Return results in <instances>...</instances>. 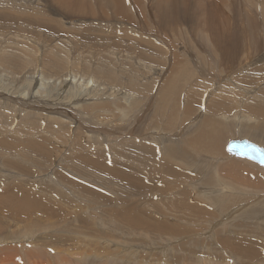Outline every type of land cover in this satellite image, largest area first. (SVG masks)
I'll list each match as a JSON object with an SVG mask.
<instances>
[{"label":"bare ground","instance_id":"1","mask_svg":"<svg viewBox=\"0 0 264 264\" xmlns=\"http://www.w3.org/2000/svg\"><path fill=\"white\" fill-rule=\"evenodd\" d=\"M216 1L219 4H216ZM216 1L205 0L203 1L204 5L201 7L199 6L201 4V0H0V68H4L5 66L13 62L12 67L16 71V74H19L25 69L24 64L26 66L33 67V70L28 76L15 75V77L10 78L8 80L10 84L4 83V85H8L7 87H5V89H1L3 88V86L1 83L2 80L0 81V100L2 101V103L8 106L4 107L3 112H0V149L8 151L4 152L3 154L9 155L12 154L13 150L22 148V154L18 157L19 160L24 161L25 157H27L30 160L31 164H33L34 159L38 160L39 158H51L55 160L56 157L55 155H53L55 143L50 138H45V128L55 130V132L59 133H63L64 129L60 128V131L59 127V130L55 128V126L53 127V125L50 124L52 121L55 122V125L60 124L64 125V127L66 124L70 123L69 126H72V130L69 131H72L74 134L73 136L71 134V138H73L72 144L79 145L73 151L70 149L71 152H73L70 157L68 156L63 159L64 162L71 160L73 165H75L76 167L65 169L64 175L62 177H59L57 174H55V176L58 177V180H52V183L55 182V184H52L55 188L52 189L51 184H49L50 188L49 186H46V189L43 187V189L45 190H39V192H41L43 195L36 194L38 190H36V192L35 190L31 191L33 187L30 188L28 186L21 185V183L30 184V182L27 181V178L33 179V170L31 172L29 169H20L18 167H15L14 164L10 162H0V166L1 164H3L10 171L3 174H1L0 172V184L1 181L3 179H6V177L8 176H12V178H14V181L16 180V182H14L16 184L10 185V187L9 185H4L7 187H5V190H7L5 191V193H2L0 191V234H9L11 232V226H15L16 230L14 232H24L33 235L31 242L33 243V247H37V245H34L35 243H38V245L41 246L37 247L40 250L36 253H39L40 255H46L50 252L56 251L58 254H60L62 260H64V262L67 264L71 263L70 254L72 255V253L83 255V259H80V264H88L87 261L89 259H91L89 261L97 260L96 256L98 254H102L101 257H112L109 261L108 259H105L107 262L106 264H120L119 261H122L121 263L130 262L132 264H183L182 261L184 260H181L177 256L174 258L171 257L172 259L170 260V263L166 260L161 259L159 256H154L153 253H149V249H147L149 248V246L140 245L142 243H134L131 244L133 245L131 246L129 243H127L128 241H122L124 238L122 236L128 237V233L130 235H135V237L133 238L136 239L137 234L146 237L148 233L155 232L162 235L170 234V236L174 234H183V236H187L185 239L195 243L198 237L192 235V233L196 230L195 227L203 226V224H199V221L196 220V218H198L199 215L211 216L212 214L210 210L215 209L213 208V204L221 200L223 196L226 198H224L225 204L233 197H238L233 194L235 191H232V189H230L229 193H224L222 191H226V188L225 190L221 189V192L219 188H215L214 185H212V181L216 182L215 179H218V176L220 175L216 174L211 169L209 171V177L206 178L203 182L201 176L202 173L199 168L201 167L205 172H207L209 168L205 167L207 166V164H205L206 162L201 161L199 158H195V154L192 158L189 157V153L187 152L186 148L183 147L184 144L187 143L186 140L182 142L170 140L169 144L166 143L167 145H161L162 147L160 148H162L163 152V161L161 163H152L147 155H141L140 158L143 159L146 165L152 164L151 166L149 165L148 170L144 168L146 165H143V167L141 165L139 167H136L137 164L133 160L131 162L132 165L129 166L131 159H129V157L126 156L123 152H120L122 150L121 148H119L123 146V149L126 148L136 154H140V151L149 152L152 149V146L151 148L148 147L150 145L145 144L146 140L142 143L139 140L137 141L133 138L120 140L118 142V145H121H119L118 147L120 151H118L116 148L117 144L115 145L113 143L116 148V153L113 154V157L125 163L122 164V169L125 176H127V174L129 175V177L124 180L126 182L125 184H122V182H116V180H109L90 172L93 171L92 166L96 165L101 168H106L104 174L109 172L120 173V170H112V166L107 163V161L102 157L105 152L103 150H100L99 144L87 142V140L80 134V132L87 129L89 130L90 137L101 136L110 142V138L108 139L107 136H109V133H112L114 131V128L112 123L100 120V113H102V110H100V108L104 106L105 108L111 107L106 103H109L110 105L114 104L115 98L116 101L117 99H121L122 101L120 103H124L125 105H128L130 107V104L135 103L140 96L142 98V95H140L138 92L142 93L145 91V89L143 86H140L137 81L136 82L138 87L136 86L134 81L133 84V82L131 81L132 79L130 78L132 71H125L126 68L123 71H125L127 75V72H129L130 75L121 76L123 80H125V77H127L126 80L129 81V84L127 83L128 86L126 87L135 88L137 91H140H133L135 89H132V91L126 89L121 90V88L119 89L118 86L116 89H113V86H110L109 82V84L106 83L105 79H108L109 81V78H114V75L116 76V74L113 75L108 68L109 66L113 67L114 65H111L112 62L110 61V59V65H107L108 67L96 65L97 58H94L95 63H93L92 61L94 59H92V53L90 54V52H92L93 50H88V54L92 59L91 63L88 62L90 60H86L88 63L81 64L82 60H77L78 62H80L81 68L83 67V69L79 67L83 72H85L84 69H86L87 71L91 70V77H86V75H84L83 73H79L80 71L72 72L69 70L68 73L62 71L64 67H66L65 59L68 58V56L64 57L65 54H71L74 49H76L77 46L81 44L83 46L89 44V48L92 49L93 47L95 48L94 50L99 48V51L100 48H104L107 52H103L102 54L107 53L104 54L106 55V59L112 58L110 57L112 56V54L120 55L122 52H127L131 54H127L123 57L130 56L133 61L137 63V65H139V63L142 62H140L139 58L143 56V58L147 57L145 59L146 62L144 60L143 61L148 65L144 66L142 65L143 63L141 64L142 66H144L143 69L141 67L142 72L148 71V73H154L158 74V76H161V73L163 71L162 69H164L165 66L163 68H161L160 66L167 62L165 59V62L163 60V63L160 59L162 56H164L163 53L166 51H164L165 46H172V44L174 43V41H172L173 37L176 36L180 30V33H182V31L184 30V26L190 25V27L194 29L198 27V29H200L201 27V31H203V33L207 35L206 42L203 41L206 44L205 48L209 50L211 52V56L216 59L215 61V59H213L212 57L211 60L218 62L220 65L222 64L225 70H228L227 72L229 73H231V70H234L237 66L239 67H237L236 69H239L242 67V65H244V67L240 69L241 76H237V79L240 80L239 83L242 86V90L244 89L242 94L246 96V99L242 101L239 97V99H234L225 94L227 97H225V95H218L215 97L213 96L214 98H210V100L206 102L204 109L206 111V114L197 118L198 120L201 119L202 122L198 124L196 131H193L195 133V137L192 138L193 143L195 144H198L200 141L199 146L204 147V149H196L194 150V152L198 153L200 150H203L210 152L211 154L221 153L219 150V147L221 146L220 141L224 137H226L229 132H232L231 127L235 126L234 124L236 123L241 124H239L238 128H235L237 129V132L242 131L249 135H246L248 136V138L255 136L253 138L261 140L264 135V132L261 129L262 125L260 124L259 128H256L257 131L253 130V128L258 126L259 118L264 117V82H260L261 80H264V23L261 19L262 15L261 12H255L256 10H252L251 7L249 5H246L245 3L240 5L239 0H233L231 2L229 0ZM253 1L259 2V0ZM192 3L197 7L199 6V13L195 14L196 11L193 12L194 10L189 8L191 7L189 6V4ZM149 24H153L152 27L154 28L153 35L151 36L149 32L151 26ZM193 32H196V30ZM197 34H200L199 31H197ZM204 34L201 33L200 35ZM180 35L183 36V33ZM162 36H169L171 40L170 38L166 37L168 40L166 39L167 41H165L163 40ZM107 42H110V45L113 44V46L107 48L109 46ZM174 45H176V43ZM27 51L33 52V56H23V54ZM172 53L174 57V53L176 52ZM119 55L117 56L119 57ZM165 55L166 56L164 57L166 58L167 53ZM177 55L178 53L175 54L176 58L178 57ZM20 57L24 64H22L18 60V58ZM120 57L121 59L123 58L122 55H120ZM136 58H138L139 61L136 60ZM176 58H171L170 56V59L173 60L171 66H173V64L178 65L179 62L178 60H175ZM100 59L102 58L100 57ZM125 60L127 61V59ZM159 60H161L163 64H161ZM102 62L104 61L102 60ZM124 63L126 62L124 61ZM159 63L161 65H159ZM207 63L211 65V62ZM127 64L130 65L129 63ZM154 64L158 65L152 66ZM103 65L106 64L103 63ZM174 67L175 66H173V68H169H171L170 70L173 71ZM185 68L189 69L190 66H186ZM185 68H183L184 70L182 69L184 72L182 71L180 73L181 67L178 68L177 66L174 69L173 73L176 71V73H180L179 76L181 77H178L177 79L175 78L174 80L169 79V81H165L163 83V90L161 89L162 91L160 95L163 101H166L168 99L170 102V98H172V96H176L175 93L178 87H180L183 82L186 81L188 76H191L188 75L190 72ZM170 70L169 73H171ZM192 70L193 72L195 71L193 68ZM114 72L115 71H113V73ZM125 72L123 73L125 74ZM118 73L119 75L123 74L122 72ZM138 73L139 72H137V74ZM216 73H218L217 70ZM247 73H252L253 76L258 75L260 77L256 76L258 77V80L256 79V81H251L248 77L250 74L247 76ZM145 75H147V73ZM132 78L135 77L132 76ZM115 79L117 80V78ZM161 79L162 80L160 81L162 83L164 78ZM254 81L256 82L255 84L257 86L259 85L258 87L255 86L256 88L252 86L254 84L251 85V83ZM200 82L202 83V81ZM72 84L83 85V88L80 87L78 91L80 92L85 89V93H73L72 100L68 96L61 100V98H59V94H61V92H64V96L68 95V86ZM198 84L199 86L195 85L197 87H195L196 89H199L200 87V83ZM205 84L208 83L205 82ZM189 86L190 88H193L191 87V85ZM232 86L230 84V87L234 90ZM222 87H220L221 92L224 90V88L226 91L225 85L223 87V90ZM236 87H238L239 89L241 88L238 85H236ZM59 90H61L60 93ZM155 92L154 94L157 95V93ZM261 92H263V94ZM192 93L193 91L190 93L187 90V97L185 98H187L188 101L190 100V98H193V106L196 102L195 100L197 96L194 94L191 95ZM196 93H198V91ZM217 93L220 94L219 91ZM233 94L235 95V93ZM84 95H87L88 97H85ZM156 95L155 97L158 96ZM103 96L105 97V99ZM256 97L259 100H257ZM86 98H88L90 102H86ZM248 99L253 100L255 105L254 103L251 104ZM235 101L242 102V109L246 110V112L248 113H246V115L242 113L239 118H235L239 114V112L236 113L234 111V113L236 114L231 115L232 121H228L226 123L223 120L221 121V118L229 117V115H226V113L231 111L233 108H237L235 105L236 103H234ZM247 101L249 103H247ZM261 102L262 104H260ZM156 104L158 103L156 102ZM99 105L103 106L99 107ZM186 109H189L190 111V103H187ZM239 109L241 110V108ZM1 110L2 109L0 106V111ZM110 111H112V109ZM186 112L188 113V111ZM204 113L202 112V114ZM247 114H250L251 117H249ZM254 115L257 117H254ZM49 119H52V121L47 122ZM243 119L249 120L250 123L242 124V122L244 121ZM195 122L196 121H194L192 125H196L197 123ZM140 123L141 121H139L137 125L138 129ZM167 123L169 124V122ZM227 123H230V126L226 125ZM28 127H31V129H28ZM41 127L44 128L42 129L40 134H36V131ZM188 127L189 125H187V128ZM137 128L132 127L131 129H127L125 131L123 130L122 133L129 134L130 136L135 137L139 132ZM249 129H252L250 133ZM65 131L67 130L65 129ZM207 133L209 135L215 133L218 136L214 141L211 142L208 140L209 136ZM254 133L259 135V137H257V135H255ZM16 134L23 136H26L28 134L37 135V140L29 143L25 141V143L27 144H23L22 141L18 138H12L9 140L5 138L7 135ZM78 135H80V137L84 140H82L81 138L77 139ZM190 135H192V133H190ZM146 136L150 138L151 141L149 143H151L152 145H155L154 141L161 140L159 138H156L153 134H147ZM253 138L251 139L253 140ZM136 139L140 138L136 137ZM152 139L155 140L152 142ZM61 144L63 147H66L65 140L61 141ZM87 146L88 148L85 149ZM177 156H183L184 159L182 157L175 158ZM184 161H187L185 162V166L188 169L197 167L196 169L199 170L198 174L201 178H198V180L196 179L195 183H193V180L191 181L189 173L181 168L180 163H184ZM192 162L198 164L200 167L191 164ZM117 164L118 163H116V165ZM190 165H193L194 167H191ZM77 166L81 169L79 170ZM224 166L228 168L227 163ZM57 167L59 168V166ZM56 169L57 168H55V170ZM84 169L86 171H84ZM56 171H58V169ZM162 173H165L169 177L170 175L173 177H180L178 186L174 185L172 188H169V192L174 193L176 191H182L180 193L181 201L183 202V205H185V207L189 209L188 211H184L186 209H174L173 205L168 206V204L164 202L166 200L158 201L157 199H155L147 202H138L137 199L140 198L138 197L137 193L138 188H142L141 190H154L153 193L164 195L166 194V190H168V186H170L171 182H177V179L175 178L176 180L166 182L164 181L163 183L160 181L161 184H157L159 183V180L154 178V176L156 177L157 174H159L160 176ZM234 173L237 172L234 171ZM12 174L15 176H13ZM195 174L198 175L197 173ZM204 175H206V173ZM16 176L20 178L15 179ZM90 176L95 178V180L89 179ZM113 176L117 177L115 174ZM77 177L81 179L85 177L91 182L88 183L84 180L79 181ZM150 177H152L153 179ZM100 178L103 180H101L99 183L96 180H100ZM115 183L118 186L114 185ZM171 185H173V183ZM183 188L185 189L184 191ZM46 191L50 192V196L54 194L55 196L53 197L57 199L61 198L63 200L61 202L62 206L63 204H65V201L67 204H65L64 206L68 209H78L73 212V214L76 213V215L68 213L69 215H72V218H69L67 213L65 216L62 214H57L58 216L47 214L49 212L55 213L57 210H59V204L61 205V203L58 204L55 203V201L48 199L45 194ZM94 191H96V194L92 195ZM209 193L213 194V196H211ZM201 195H203L204 200L208 201L209 204L205 205L203 203ZM258 195V200L256 202H252V204L248 207L247 205L245 207H243V205L233 206L232 208H230L229 213H226V215L224 214V216L221 217L222 219L220 221L218 220L219 222H214L210 225L211 227L209 228L208 233L217 224H220L221 226L220 228L215 227L216 229L213 230L212 234L210 233L211 235L208 236V239L212 241V243L210 242L208 246L200 247L210 250L208 251L210 253H212L211 251L215 250L214 252H216L217 254H208L206 256L211 257L206 258L204 261L200 260L201 262H206V264H227L220 259H227L226 256L228 257V255L226 252L229 251L235 257V259L232 263L230 262L228 264H247L240 262V260L247 259L241 257H245V252L243 251L249 250L250 252L254 251V253L252 254H258V257L256 259L254 257H251V262L248 264H258V261L264 260V228L262 232L252 231L247 235L246 233L239 234V232H241L242 230H232L233 232L230 231V233L233 235L232 237L222 236V228L224 227V225L232 222V216H234L233 218H235L241 215L243 221L245 219L257 220L259 218L260 220L264 221V195L260 193ZM64 196H66L68 199H65ZM74 197L77 198V201L72 200L74 199ZM170 197L173 196L170 195ZM1 204L9 205V207L13 211L11 210V213H9L10 211H7V214L5 210L6 207H4L3 205L1 206ZM209 205H211V208ZM92 209L96 211L97 215L96 213L93 214ZM32 210L35 215L44 219L43 224H41L40 222L38 223L39 219L37 221H28L29 219H25V222L22 221L24 223L19 224L17 220L13 221L11 218H8V216H11L12 218H17V216L26 218L33 215V213L30 214ZM226 211H228L227 208ZM251 211L258 212H252L251 214H249L250 218H246L245 216L248 215V212ZM245 212H247V214H245ZM77 215H79V220H76ZM107 215L109 217L111 216L113 218H116L123 229H127V232L125 233L126 235L124 233L122 235H113L114 231L112 232L111 229L106 227L108 223H106V221H102L103 216ZM60 217L61 219L64 218L68 220L62 221L61 219H58ZM30 219L33 220L32 218ZM30 222H33V225L37 227L28 225ZM35 224L40 225V227ZM247 225L243 224L242 227L246 228ZM108 226L110 225L108 224ZM76 228L77 230H74ZM239 228L240 227H236V229ZM39 231H43L40 232L42 233L41 235H39ZM101 233H103V237L101 236ZM223 233H225V231ZM131 239L127 238V240ZM5 240L6 239H0V242ZM134 241L132 240V242ZM183 241H178L177 246H180ZM97 243L102 244L101 246L106 249L103 250V248H101L104 251L103 253H101V251L97 247ZM255 244H257V246H254ZM18 245L19 248H22L21 243ZM42 247H48L49 251L43 250ZM130 247L132 250L128 249ZM141 247L144 248V250L147 249V251L139 250V248ZM174 249H176V247ZM109 250L117 251V253L115 254L124 258V261L121 258L118 259V256H114L115 254L113 252H110ZM178 251L179 250H177V252ZM9 254L10 253L7 252L4 255H0V264H12V262H17L12 258L13 254ZM205 254L206 253L204 252H202V254L199 253L197 259H204ZM126 258H128L129 260H125ZM229 259L231 260V258Z\"/></svg>","mask_w":264,"mask_h":264},{"label":"rangeland","instance_id":"2","mask_svg":"<svg viewBox=\"0 0 264 264\" xmlns=\"http://www.w3.org/2000/svg\"><path fill=\"white\" fill-rule=\"evenodd\" d=\"M203 1H205V0H201L200 3L201 4L203 3V4L202 5L200 4L199 6L202 7L204 5V2ZM229 1L231 2L233 0H229ZM262 1L259 0L260 3L262 2L260 4L259 2H254L253 0H239V3H240V5H242L243 3H245L246 5H249L252 10H256L255 12H257V11L258 12H261V15H262L261 19L263 20V23H264V0H262ZM215 3L216 4H219V3H217V1ZM189 6H191V7H189L190 9L194 10L193 12L196 11L195 14L196 13H199V11H198V7L199 6L197 7L196 5H193V3L192 4H189ZM152 25L153 24L150 25L151 28L149 26V28H150V30H149L150 36L153 35V32H154V28L152 27ZM188 28H190V29H188ZM198 28H196V29L191 28L190 25L184 26V30L182 31L183 36L180 35V34H182V33H180V31H181L180 30L179 31L180 34L178 33L177 34L178 36L176 35V36L173 37V39H172V41H174V43L172 42L173 43L172 44L173 47L166 45L168 47V49H167V47L165 46L164 51L165 50L166 51L164 53L165 54L167 53V57L165 58L164 56H166V55L163 53L164 56H162L160 59L162 60V62H163V60L165 62V59H166V61L169 64L167 62H165V64H163L164 62L162 63L161 60H159L161 62V64H163L160 67L163 68L165 66L164 69H162L163 71L161 73L162 74L161 76H158V74H154V73H148V71H143L142 72L143 67L145 65H148V64H145L144 63V61L146 62L145 59L147 57L143 58L144 57L143 56V57L139 58L140 59V62L142 61L141 63H139V65H137V63H135L130 56L123 57V56H126L127 54L128 55L131 54V53L129 54L127 52L126 53L125 52H122L120 54L123 57L122 59H121V57H120L119 54H116V55L115 54H112V56L109 55L112 58H107L106 59V55H104V54H107V53L102 54L103 52H107L104 48H100V50L98 51L99 48L96 46L98 48V49H96L98 51L97 52L96 50H94L95 48H93V47H92V49L89 48V44H87L86 46H83L81 44V45L77 46V48L74 49V51L71 54H69V55L65 54L64 57H67L68 56V58L65 59L66 60V64H65L66 67H64V69L62 71V72H65V73H68L69 70L72 71V72L80 71L79 73H83L84 75H86V77H91V73H92L91 70H88L87 71L86 69H84L85 72H83L81 70V69H83V67L81 68V66H80L82 63L83 64L84 63H88V62L91 63V60L92 59L97 58L96 59V61H97L96 65L108 67L110 65V63H109V59H110V61L112 62L111 65L112 66L114 65L113 66L114 68L113 67H110V66L108 68L110 69L111 73L113 75L116 74L117 77L114 75V78H109V81H108V79H105V81H106V83L109 82L110 83V86H113V89H116L117 86H118L119 89L121 88V90L122 89L123 90L126 89V90L132 91V89H135V88H128V87H126V86H128L129 81L126 80L127 77H125V80H123V78L121 77V76H124V75L126 76L127 74H126L125 71H128V70L130 72L132 71L131 72V75H130L129 72H127L128 73L127 76H129V75L131 76L130 77L132 79L131 81L132 82L134 81L137 87H138V85H137V82H138L139 85L140 86H143L144 89H145V91L142 92V93L138 92L140 90H138V91L136 89L133 90V91L138 92L140 95H142V98L140 96L135 103H133V104L131 103L130 104V107L128 105H125L124 103H120L122 101L121 99H119V100L117 99V101H116V98L114 99V104H111L110 105L109 103H106L109 106H111L109 108H105V106L104 107H101L103 105H99V107L102 108V109L100 108V110H102V113H100V120H104V122H110V123H112L113 128H114V131L112 133H109V136H107L108 139L110 138V142L107 139H105V138H103L101 136H99V137H96V136L95 137H90L89 136V130H87V129L80 132V134L87 140V142H89V143L92 142V143H98L99 144L100 150H103L105 152L102 155V157L107 161V163H109L112 166V170H117V169L120 170V173H118V172H109V173H105L104 174V171H105L106 168H101V167H99V166L96 165V166H92L93 171H90V172H92L95 175H99L101 177L107 178L109 180H116V182H122V184H125L126 182L124 180L129 177L128 174H127V176L124 175V172H123V169H122V164H125V163L124 162H121L120 160H117L115 157H113V154L116 153V148H117L118 151H120L118 149V147L120 145V144L118 145V142L120 140H124V139H128V138H133V139H135L137 141L139 140L141 143L146 140L145 141L146 142L145 144L146 145L147 144L150 145V146H148L150 148L152 146V149L149 152L140 151L141 153L140 154L137 153L138 154L137 155L136 153H133V152H131L130 150H128L126 148L123 149V146L120 145L121 147H119V148H121V150H122L120 152H123L126 156L129 157V159H131L129 166L132 165L131 162L133 160L137 164L136 167H139L140 165L143 167V165L144 166L146 165L144 163L143 159L140 158L141 155H147L150 158V160H151L152 163H154V162L161 163L163 161V158H162L163 157V152H162V148H160V147H162L164 144L167 145L166 143L169 144L170 140H172V141H178V142H182V141H185L186 140L187 143H185L183 147L186 148L187 152L189 153V157L192 158L194 156V154H195V158H199L201 161L206 162L205 164H207V166H205V167H208L209 168V170H207V172H205L204 169H202L198 164H195L194 162L191 163V164H193L195 166L200 167L199 169H200V171L202 173L201 176H202L203 182L205 181L206 178L209 177V175H210L209 174V171L211 169L216 174H219L220 175V176H218V179H215L216 182H213L212 181V185H214L215 188H219L220 192H221V189L222 190H225V188H226V191H222L224 193H229L230 189H232V191H235L233 194H235L236 196H238V197H233L230 201H227L226 204L224 202V200L226 198L223 196V198L221 200H219L215 204H213V208H215V209L214 210L213 209L210 210V212L212 214L211 216L199 215V217H198L199 219L196 218V220L199 221V224H203V226H201V227L200 226L199 227H195L196 230L192 233V235L198 237L197 238V241H195V243L190 242L187 239H185L187 236H183V234H174V235H171L170 236V234H166V235L163 234L162 235V234H159V233L155 232V233H148L146 237L143 236V235L137 234L136 235V237H137L136 239L133 238V237H135V235H130L128 233H127V235H129L128 237L127 236H122V237H124L122 241L123 242L124 241L125 242L128 241L127 243H129L130 245L131 244H134V243H137V244L142 243L140 245H142V246H149V248H147V249H149V253H153L154 256H157V257L159 256L161 259L166 260L169 263L171 262L170 260L172 258H174V257L177 256L181 260H184V261H182L183 264H206V262H201L200 260L204 261L206 258L211 257V256H206V255H208V254H215L216 252H214L215 250H213V251H211L212 253H210V252H208L210 250H208L206 248H202L200 246L205 247V246H208L210 244V242L212 243V241H210L208 239V236L211 235L212 232H213V230L216 229L215 227L220 228V226H221L220 224H217L208 233L209 228L211 227L210 225L212 223H214V222H219L222 219L221 217L224 216V214L226 215V213H229L230 208H232L233 206H241V205H243V207H245L247 205V207H248L249 205L252 204V202L254 203V202H256L258 200L257 197L259 196L258 195L259 193L262 194V195H264V169L260 165H258L257 163H254L251 160H248V159H245V158H239V157L232 156V155H230L225 150V144L231 138H242V137L247 138V139L250 138V137L248 138L249 135L247 133H244L242 131L237 132V129H235V128H238L240 123L234 124L235 126H232L231 127V129H232L231 131L232 132L231 133L229 132L228 135L226 134L227 135L226 137H224V138L222 137L223 139L220 141V145L221 146L219 147V150H220L221 153L211 154L210 152L203 151V150H200L198 153H195L194 152V150H196V149H204V147L199 146L200 141H199L198 144H195V143H193L192 138L195 137V133L194 132L196 131V128L198 127V124H200L202 122L201 119L198 120L197 118H199L202 115L204 116L206 114V111L204 110L205 109L206 102L208 100H210V98H214L215 96H218V95L224 96L225 94L227 96H229V97L234 98V99H236V98L239 99L240 98V100H242V101H244L246 99V96L242 94L244 89L242 90V86L239 83L240 80L237 79V76H239V75L241 76L240 69H242L244 67V65H242V67L239 68V69H236L239 66H237L235 68L236 70L235 69L234 70L232 69L231 70L232 71L231 73L227 72L228 70H225V68L222 66V64L220 65L218 62H215L216 59L213 56H211V52L205 48L206 47L205 46L206 45L205 42H206V39H207L206 38L207 35L204 34L203 31H201L202 30L201 27H200V29H198ZM185 29H187V30H185ZM195 30H196V32H193ZM197 31H199L200 34L201 33L204 34L205 35V38H204V35L197 34ZM188 33H189V35H188ZM192 33H194V34H192ZM166 37L167 36H162L163 40L167 41L168 40L167 38H170L169 36L167 38ZM200 39H203V40H200ZM170 40H171V38H170ZM203 41H205V42H203ZM107 43L109 45L107 48L113 46V44L110 45V42H107ZM175 43H176V45H174ZM86 47H88V48H86ZM103 49H104V51H103ZM88 50L89 51L90 50H93L92 52H90V54L92 53L91 55L93 56L92 59H91L90 55L88 54V52H89ZM94 52L95 53L97 52V53L95 54ZM172 52H176V53H174V57L175 58H176L175 54L178 53V55H177L178 57L175 60L176 61L178 60L179 63H178V65L173 64V66H175L174 69L177 66H178V68L181 67V69H180V73H181L184 70L183 68H185L186 66L187 67L190 66L191 70L193 68L195 71L193 72V70L191 71L190 68L189 69L188 68H185L187 71L190 72L188 75H191V76H188V78L186 79V81L183 82V84L180 87H178V89L176 90V93H175L176 96H172V98H170V102H169L168 99H167L168 101L167 100L166 101H163L162 97L160 96L161 95V91L163 90L162 89L163 88V83L165 81H169V79H173L174 80L175 78L177 79L178 77H181V76H179L180 73H178V72L176 73V71L173 73L174 69L172 71V70H170L171 68H169V67H172L173 68V66H171L173 60L170 59V56H171V58H174ZM86 53H87V55H86ZM93 53L95 54V57H94V54ZM30 55L33 56V52L27 51V52H25L23 54V56H30ZM102 55H103V57H102ZM117 55H119V57ZM187 56H189L190 58L187 57ZM100 57L102 59H100ZM128 57H130V58H128ZM212 57H213V59H215V61L214 60H211ZM116 58H118V59H116ZM167 58H168V60H167ZM112 59H114V60H112ZM125 59H127L128 62ZM18 60L22 64H24V62L21 60V57L18 58ZM77 60L78 61H81V64ZM86 60L87 61L90 60V61L87 62ZM102 60L104 62H102ZM115 60H116V62H115ZM119 60L122 61V62H120ZM129 60L131 61V63H130ZM136 60H138V58H136ZM100 61H101V63H100ZM124 61L126 63H124ZM92 62L95 63V59ZM207 62H211V65L209 63H207ZM103 63H105L106 65H103ZM117 63H118V65H117ZM127 63H129L130 65H128ZM174 63H175V61H174ZM141 64L144 65V66H142ZM161 64L159 63V65H161ZM206 64H208L211 67H209ZM247 64H249V63H247ZM155 65H158V64H154L152 66H155ZM218 65H219V67H218ZM12 66H13V62L10 63L9 65L5 66L4 68H0V81L2 80L1 83H2V86H3V88H1V89H5V87H7L8 85H4V83H9L10 84V82L8 80L10 78H12V77H15V75H25V76H28L31 73V71L33 70V67L26 66L24 64V68L25 69L21 73L16 74V71L14 70V68ZM214 66H215V68H214ZM141 67H142V69H141ZM157 67H159V66H157ZM207 67H208V69H207ZM115 68H117V69H115ZM121 68H123V69H121ZM125 68H126V70L123 71ZM169 70H170V72L172 74L169 73ZM205 70H208V71H205ZM216 70H217L218 73H216ZM113 71H115V72L113 73ZM203 71H204V73H203ZM118 72H122V73L125 72V74L123 73V74L119 75ZM137 72H139V73L137 74ZM239 72H240V74H239ZM146 73H147V75H145ZM139 74H140V76H139ZM164 74H165V76H164ZM168 74H170L172 76H170ZM174 74H177L178 76L177 75H174ZM244 74H246V73H244ZM132 76L135 77V78H132ZM175 76H177V77H175ZM247 76L249 77V79L251 81H253V80L256 81V79L258 80V77H260L258 75H254L253 76L252 73H247ZM256 76H258V77H256ZM250 77H253V78H250ZM115 78H117V80ZM161 78H164V80L162 81V83L160 81V80H162ZM229 79H230V82H229ZM24 80H26V79H24ZM4 81H7V82H4ZM200 81H202V83ZM255 81L251 83V85L254 84V85H252V86H254V88H256L255 86H257L255 84L256 83ZM134 82H133V84H134ZM205 82L208 83V84H205ZM260 82H264V80H261ZM188 83H190V84H188ZM198 83H200V87H199L200 90L199 89H196L197 88L196 86H199ZM219 83H220L221 86L219 85ZM229 83L231 84V86L233 85L232 87L234 88V90L230 87V84ZM257 83H259V82H257ZM189 85H191V87H193L194 89L193 88H190ZM222 85H223V87L225 85L226 91H225V88L223 90ZM236 85L240 86L241 88L239 89L238 87H236ZM80 87L83 88V85L72 84V85L68 86L69 94L66 95V96H64V92H61L62 89L59 90V93L61 92V94H59V98H61V100H62V99L66 98L68 96L72 100L73 99V93H76V94L77 93H79V94L85 93V89L83 91H80V92L78 91ZM203 87H205V88H203ZM220 87H222L223 94H222V92L220 90ZM186 89L190 93L193 91V93L191 95L194 94L198 98V99L196 98V100H195L196 102H195V104L193 106H192L193 98H190L189 101H188L187 98H185V97H187V90ZM215 90L216 91L218 90L220 92V94H218L217 93L218 91L216 92ZM197 91H198V93H196ZM146 92H147V94H146ZM154 92L157 93L158 96L156 94H154ZM233 93H235V95ZM261 93L263 94V92H261ZM155 95L157 97H155ZM211 95H212V97H211ZM226 95H225V97H227ZM84 96L85 97H88L87 95H84ZM155 98H156V100H155ZM157 98H158V100H157ZM104 99H105V97H104ZM160 100H162V101H160ZM257 100H259V99L257 98ZM85 101L86 102H90V100L88 98H86ZM248 101H250L251 104L254 103L253 100L248 99ZM248 101H247V103H249ZM156 102L158 104H156ZM162 102H164V103H162ZM262 102H263V100H262ZM262 102L260 104H262ZM187 103H190L191 104L190 111H189V109L188 110L186 109ZM234 103H236L235 105H236L237 108L236 109L233 108L231 111H229L228 113H226V115H229V117H227V118H221V121L223 120L225 123L228 122V121H232L231 120V118H232L231 115L232 114H236L237 112H239V114L235 118H239V116L242 113H244V115H246V113H248V112H246V110L242 109L243 108V107H241L243 105L242 102L235 101ZM237 103H239V104H237ZM254 105H255V103H254ZM0 106H1V109H2L0 112H3L4 107H8L6 104L2 103L1 100H0ZM239 108H241V110ZM111 109H112V111H110ZM238 109H239V111H238ZM186 111H188V113ZM234 111L236 113H234ZM202 112L203 113L205 112V113L202 114ZM110 113H112V114H110ZM247 115L249 117H251L250 114H247ZM102 116H103V119H102ZM254 117H257V116L254 115ZM49 120L47 122H51L52 121V119H49ZM243 120L245 122L243 121L242 124H244V123H250L249 120H246V119H243ZM139 121H141V123L139 124V129H138L137 128V125H138ZM194 121H196L195 122V123H197L196 125L195 124L192 125V123ZM167 122H169L170 125ZM37 123H38V121H37ZM258 123H259L258 126L255 127V128H253V130L257 131V129L259 128V125L261 124L263 126V127L261 126V129L264 132V117L259 118ZM50 124L53 125V127L55 126V128H57V129L59 127V129L60 128L61 129L63 128L64 131H65V129L67 130L65 132L63 131V133H59V132H55V130H51V129H46L45 128V132H46V134H45L46 137L45 138L46 139L47 138H50L55 143L54 144V152H53V155H55V157H56L55 160L54 159H51V158H49V159H47V158H45V159L39 158L38 160L37 159H34L33 160V164L34 165H33V164L30 163V160L27 157H25L24 161H20L19 160L18 157H19V155L22 154V152H21L22 151V148H17L15 150H13L12 151V154H9V155L3 154L4 152H8V151L1 150L0 149V152H1V154H0V162H2V163L10 162V163H13L15 167H18L20 169H29L31 172L33 170V172H34V173H32L34 175L33 176V179L32 178H30V179L27 178V181L30 182V184L29 183H21V185H25V186H28L30 188L33 187L34 189L32 188L31 191H34L35 190V192H36V190H38L37 193H36L38 195H43L41 192H39V190H41V191L45 190L46 189V186H49V184H51V186H52L51 188L52 189L55 188L54 185H52V184H55V182L52 183L53 182L52 180H58V177H56L55 174H57L59 177H62L64 175V172H65L64 170L65 169H69L70 167H76L75 165H73V163H72L71 160H69L67 162H64L63 161V159L65 157H68V156L70 157L73 154V152H71V150L73 151L75 148H77V146H79L77 144H74V145L72 144L73 143V138H71V134H72V136L74 134H73L72 131H69V130H72L71 129L72 126H69L70 123L69 124H66L65 127H64V125H60V124L55 125V122H53V121ZM115 124H118V125H115ZM237 124H238V126H237ZM187 125H189L188 128H187ZM226 125L230 126V123L229 124L227 123ZM132 127H136L137 128V130L139 131L137 134L139 136L137 135V136L133 137V136H130L129 134H123L122 133L123 130L125 131L127 129H131ZM43 128L44 127H41L40 129H38L36 131L37 132L36 134H40V132L42 131ZM28 129H31V127H28ZM61 129H60V131H61ZM251 131H252V129L251 130L249 129V133ZM198 132H200V131H198ZM190 133H192V135H190ZM147 134L148 135L153 134V135H155L156 138H159L161 140L154 141L155 139L154 140L152 139V142L154 141L156 146L155 145H152L151 143H149L151 140H150V138L148 136H146ZM246 135H248V136H246ZM255 135H257V134H255ZM208 136H209L208 137V140L212 142V141H214L217 138L218 135L215 134V133L214 134L212 133V135H209L208 134ZM136 137L137 138H140V139H136ZM253 137H255V136H253ZM253 137H251V138H253ZM257 137H259V135H257ZM5 138L7 140L12 139V138H18V139H20L22 141L23 144H27L29 142L36 141L37 140V135H29L28 134L26 136H23V135H17L16 134V135H7ZM80 138H81L80 135H78L77 136V139H80ZM251 138H250V140H252ZM81 139L84 140L83 138H81ZM63 140L66 141V147H63L62 144H61V141H63ZM25 141H27V143H25ZM111 141H112V143H111ZM253 141H255L257 143L260 142L259 144H261V145L264 146V135H263V137H262L261 140L260 139H257V138H253ZM113 143L115 145L117 144V147L116 148H115V146H114ZM29 147H32V146H29ZM87 148H88V146L85 149H87ZM65 151H67V152H65ZM196 155H199V156H196ZM178 157H180V156H177L175 158H178ZM181 157L184 159L183 156H181ZM47 160H49V161L51 160V161L49 162ZM190 161H191V159H190ZM185 162H187V161H184V163H180V166H181V168L183 170H185V171H187L189 173V176L191 177V181L193 180V183H195L196 179L198 180V178L199 179L201 178L199 176V174H198L199 170L196 169L197 167L195 168L193 165H190V166L191 167H194V168L188 169L185 166ZM40 163H42V164H40ZM45 163H47V164H45ZM116 163H118V164L116 165ZM223 163H225V164L227 163L228 164V168L226 166H224L225 164H223ZM234 164H239V165H234ZM149 165L151 166L152 164H149ZM149 165H146L144 168L146 170H148ZM57 166H59V168ZM38 167H40V168H38ZM55 168H57L58 171H56L57 169L55 170ZM77 168L79 170L81 169L78 166H77ZM84 171H86V170L84 169ZM234 171L237 172V173H234ZM0 172H1V174H3L5 172H10V171L8 170L7 167H5L3 164H1V166H0ZM113 173L117 177H114L113 176L114 175ZM195 173H197L198 175H196ZM205 173H206V175H204ZM13 176H15V175H13ZM157 176L156 177L154 176V178H156V179L159 180V183H157V184H161V182L163 183L164 181L166 182V181H171V180H176V179H177V182L174 181V182H171V184L173 183V185H171V184H170V186L167 185L168 186V190H166V194H164V195H159V193H153L154 190H147V189L141 190L142 188H138V192L137 193H138V197H140V198L137 199L138 202H140V201H142V202L146 201L147 202V201H152V200H155V199H157L158 201H160V200H163V201L166 200L164 202L167 203L168 206L173 205V208L174 209H179V210L180 209L181 210L186 209L184 211H188L189 209H187L185 207V205H183V202L181 201V194L180 193L182 191H176L174 193H170L169 192V188H172L174 185L178 186V182L180 180V177H173L171 175L169 177L165 173H162L160 176H159V174H157ZM16 177H15V179H19L20 178L18 176H16ZM77 178H78L79 181L80 180L81 181L84 180V181H86L88 183L91 182L90 180H88L85 177H83V179H81L79 177H77ZM92 178L93 177H91V176L89 177V179L95 180V178H93V179ZM150 178H152V177H150ZM168 178H170V179H168ZM120 179H122V180H120ZM211 179H214V178H211ZM101 180H103V179L100 178V180L97 179L96 181L100 183ZM14 182H16V180L14 181V178H12V176L6 177V179H3L1 181L0 191L2 193H5V191H7V190H5V187L6 186H4V185H9V187H10V185L16 184ZM114 185H117V184L115 183ZM203 185H205V184H203ZM208 185H210V184H208ZM43 187L45 189H43ZM59 187H60V185H59ZM49 188H50V186H49ZM184 190L185 189L183 188V191ZM49 193L50 192H48V191L45 192L46 197L48 199H50V200L55 201V203H58L59 204V203H61L63 201L61 198H58L57 199V198L53 197V196H55L54 194H52V196H50L51 194H49ZM95 194H96V191H94L92 193V195H95ZM209 194L211 196H213V194H211V193H209ZM170 195L173 196V197H170ZM201 196H202V199H203V203L205 205L206 204H209L208 201L204 200L203 195H201ZM68 197H72V196H68ZM64 198L65 199H68L66 196H64ZM259 198H261V197H259ZM72 200L77 201V198L74 197V199H72ZM64 203L67 204L65 201H64ZM65 204H63V206H62V203H61V205L59 204V207L60 208L55 213L49 212L47 214L53 215V216H58L57 214H62V215L65 216L66 213L67 214L68 213L73 214V212L75 210H78V209H75V208L68 209L67 207L64 206ZM2 205L3 204H1V206ZM5 205L6 204H4L3 206L6 207V209H5L6 212L7 211H10L9 213H11L13 210L9 207V205H6V206ZM209 206L211 208V205H209ZM7 207H8V210H7ZM226 208H227L228 211H226ZM92 212H93V214L96 213V211L93 210V209H92ZM252 212L256 213L258 211L248 212V215H246L245 217L246 218H250L249 214H251ZM31 213H33V210L30 212V214ZM7 214H8V212H7ZM74 214L76 215V213H74ZM245 214H247V212H245ZM96 215H97V213H96ZM68 216H69V218H72V215H69L68 214ZM107 216H103L102 221H104V222L106 221V223H108L110 225V226H108V224H107L106 227H108L109 229H111L112 232L114 231L113 232V235H115V234L116 235H122L123 233L125 234L127 232V229L126 228L123 229V227L119 224V221L116 218H113L111 216H110L111 218L109 216L107 218ZM61 217L58 218V219H61ZM78 217H79V215H77V219L76 220H79ZM191 217H193V216H191ZM191 217H189V218H191ZM233 217L234 216H232V222L224 225V227L222 228V236L223 237H232L233 235L230 233V231H232V230H239V231L242 230L241 232H239V234H245L246 233V235H247V234H250L252 231L262 232V230L264 228V221L263 220H260V218L257 219V220H254V219H245L243 221V218L241 217V215L238 216V217H235V218H233ZM8 218H11L13 221L14 220H17V222H19V224L20 223H24L25 222V219H29L28 221H37L39 219L38 220V223L39 222L41 224L44 223V219L41 218V217H39V216H37V215H35L34 213H33V215H31L29 217H26V218H23L22 216H17V218L16 217L12 218L11 216H8ZM30 218H32L33 220H31ZM48 218H50V217H48ZM52 219H55V218H52ZM61 220L62 221H65L66 219L62 218ZM22 221H24V222H22ZM35 223H37V222H35ZM33 224H34L33 222H30L28 225H33ZM77 224H78V222H77ZM243 224H245V225L248 224V225L245 228V227H242ZM35 225H38V224H35ZM63 225H64V223H63ZM33 227H37V226H34L33 225ZM38 227H40V225H38ZM112 227H113V229H112ZM236 227H240V228L239 229H236ZM257 228H259V229H257ZM10 230H11V232L9 234H0V239H6L5 241L0 242V248H1L0 249V255H4L5 253L9 252L10 253L9 255H12L13 254V257L12 258L15 259L19 264H67V263L64 262V260H62V257L60 256V254H58L56 251L50 252V253H48L46 255H40L39 253H36V252H39V250H40L37 247H41V246L38 245V243H35L34 245H37V247H33V243H31L32 242L33 235H30V234H27V233H24V232H21V233L14 232L16 230V227L15 226H11ZM74 230H77V228L74 229ZM80 230H82V229H80ZM224 231H225V233H223ZM40 232H43V231H39V233ZM41 234L42 233H40L39 235H41ZM101 236L103 237V233H101ZM119 238H120V236H119ZM127 238H129V239L132 238V239L131 240H127ZM27 239H30V240H27ZM132 240L133 241L135 240V241L132 242ZM20 241H23V242H20ZM178 241H183L180 246H177V242ZM26 242H29V243H26ZM117 242H121V241H117ZM20 243L22 244L21 245L22 248H19V245L18 244H20ZM97 244H98L97 247L99 248V250L101 251V253H103L104 252L103 250H106V249H104V247L101 246L102 244H100V243H97ZM131 246H133V245H131ZM173 246H175L176 249H174L175 247H173ZM254 246H257V244H255ZM101 248H103V250ZM42 249L49 251V248L48 247H42ZM111 249H112V247H111ZM128 249L129 250H132L131 247L128 248ZM147 249L144 250V248H142V247L139 248V250H144V251H147ZM203 249H205V250H203ZM177 250H179V251L177 252ZM218 251H220V250H218ZM110 252H113L114 254L117 253V251H110ZM202 252L206 253L204 259H197L198 254L199 253L202 254ZM243 252H245V254L243 253L245 255V257H241V258H247V259L240 260V262H242V263H247L248 264V263L251 262V260H250L251 257H254L255 259L258 257V254H252V253H254V251L250 252V250H249V251H243ZM192 253H194V254H192ZM226 253L228 255V257L226 256L227 259L222 258L220 260L226 262L227 264L230 263V262L232 263L234 261L235 257L229 251H227ZM90 254H92V253H90ZM101 255L102 254H98L96 256L97 260L89 261V260H91V259H89L87 261V263L88 264H90V263L91 264H101V263L102 264H106L107 263L106 260L108 259V261H109L112 258V257H105V256L104 257L103 256L101 257ZM192 255H195V256H192ZM80 256H81V258H80ZM86 256H88V255H86ZM114 256H118V259L121 258L124 261V258L120 257L119 255L115 254ZM82 257H83L82 254H78V253H75V254L72 253V255L70 254V259H71V263L70 264H73V262H74V264H80V259H83ZM149 257H151V256H149ZM19 258H21V259H19ZM151 258H153V257H151ZM229 258H231V260ZM72 259H73V261H72ZM75 259L76 260L77 259L79 260V261L77 260L78 263H77V261ZM98 260H99V262H98ZM125 260H129V259L126 258ZM212 260H213V257H212ZM17 262H14V263L12 262V264H18ZM121 262L122 261H119L120 264H132L130 262H127V263H121ZM149 263H152V262H149ZM257 263L258 264H264V260L263 261L260 260Z\"/></svg>","mask_w":264,"mask_h":264},{"label":"water","instance_id":"3","mask_svg":"<svg viewBox=\"0 0 264 264\" xmlns=\"http://www.w3.org/2000/svg\"><path fill=\"white\" fill-rule=\"evenodd\" d=\"M225 150L232 156L251 160L264 168V146L247 138H231Z\"/></svg>","mask_w":264,"mask_h":264}]
</instances>
